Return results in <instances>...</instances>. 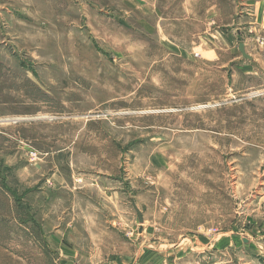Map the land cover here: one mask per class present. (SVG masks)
Masks as SVG:
<instances>
[{
  "label": "rangeland",
  "instance_id": "374dc122",
  "mask_svg": "<svg viewBox=\"0 0 264 264\" xmlns=\"http://www.w3.org/2000/svg\"><path fill=\"white\" fill-rule=\"evenodd\" d=\"M240 3L0 0V264H264V29ZM190 4L236 20L186 55L165 39L198 41Z\"/></svg>",
  "mask_w": 264,
  "mask_h": 264
},
{
  "label": "crops",
  "instance_id": "0c3cea01",
  "mask_svg": "<svg viewBox=\"0 0 264 264\" xmlns=\"http://www.w3.org/2000/svg\"><path fill=\"white\" fill-rule=\"evenodd\" d=\"M229 1H230V5H231V1L232 0H227L228 4H229ZM241 3V7H242V10L246 11L248 13V16H249V19H250V22L249 24H251L252 28H260L261 29H264V18H262L261 16V13L264 12V5H263V1L264 0H239ZM236 0H233V3L235 4ZM189 3V2H188ZM191 3V2H190ZM188 5V4H186ZM187 8V11H186V14L185 16L183 17V15L179 18V21L180 22H189L191 25H195V27L192 29H190L189 31V34L191 37H193L194 39H197L198 41H196L195 43H192V49H189V47L187 45H184L183 43H174L173 41H171L172 39H170L168 36V33H167V37L165 40H167V42L169 44H171L175 49H177L178 51H180V53H185L186 55H193V52L194 51H197V50H204L205 47L204 44H205V39L207 41V37L210 36V37H214L213 36V33H217V31H220V32H223L224 31H227L232 25L235 24V20H236V16H235V9L230 10V8L228 9V20H227V23H224L222 25L219 24V19H218V11L217 9L211 8L210 9H207L206 10V13L210 10V16L206 15L205 17L203 16L199 18V16L197 15L196 11L194 10V5L190 4V6L186 7ZM264 14V13H263ZM204 20H210L211 23H215L213 24L212 28H209L208 27V23H204ZM223 28V30H221ZM250 28V27H249ZM234 30L237 32V34H240L241 33V29L236 27L235 25V28ZM182 31V29H181ZM166 36V35H165ZM209 41V40H208ZM217 42L214 41V43L212 44V47L210 48L211 51H216L217 49H219V47H217V45H215ZM197 49V50H196ZM197 54H200L198 52H196V55ZM234 59V58H233ZM232 58L228 59L226 62H229V61H233ZM251 62L253 59H249ZM219 66V65H218ZM222 67H224V65H221L219 66V68L221 69ZM202 241L201 244L200 241ZM195 249L197 251H203L204 249H214L213 247L215 246V243L212 241L210 242L211 244H203L204 242V239L202 237H196V240H195ZM208 243V242H207Z\"/></svg>",
  "mask_w": 264,
  "mask_h": 264
},
{
  "label": "water",
  "instance_id": "95a60500",
  "mask_svg": "<svg viewBox=\"0 0 264 264\" xmlns=\"http://www.w3.org/2000/svg\"><path fill=\"white\" fill-rule=\"evenodd\" d=\"M238 50L241 54V57L243 59H251V57L246 53L245 51V48H244V43L240 42L238 44ZM132 207L134 208L135 212H136V215H137V219L139 221V223H142L143 222V216L139 210V208L136 206L135 202L132 201Z\"/></svg>",
  "mask_w": 264,
  "mask_h": 264
},
{
  "label": "built area",
  "instance_id": "2783aa9c",
  "mask_svg": "<svg viewBox=\"0 0 264 264\" xmlns=\"http://www.w3.org/2000/svg\"><path fill=\"white\" fill-rule=\"evenodd\" d=\"M263 4H264V2H263Z\"/></svg>",
  "mask_w": 264,
  "mask_h": 264
}]
</instances>
